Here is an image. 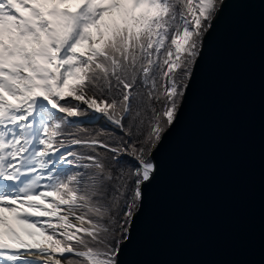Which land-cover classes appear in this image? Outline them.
Here are the masks:
<instances>
[{
	"label": "snow or ice",
	"instance_id": "snow-or-ice-1",
	"mask_svg": "<svg viewBox=\"0 0 264 264\" xmlns=\"http://www.w3.org/2000/svg\"><path fill=\"white\" fill-rule=\"evenodd\" d=\"M224 4L0 0V264H123Z\"/></svg>",
	"mask_w": 264,
	"mask_h": 264
},
{
	"label": "water",
	"instance_id": "water-1",
	"mask_svg": "<svg viewBox=\"0 0 264 264\" xmlns=\"http://www.w3.org/2000/svg\"><path fill=\"white\" fill-rule=\"evenodd\" d=\"M153 158L123 264H264V0H225Z\"/></svg>",
	"mask_w": 264,
	"mask_h": 264
},
{
	"label": "trees",
	"instance_id": "trees-1",
	"mask_svg": "<svg viewBox=\"0 0 264 264\" xmlns=\"http://www.w3.org/2000/svg\"><path fill=\"white\" fill-rule=\"evenodd\" d=\"M84 128L88 130V132H95L98 131L101 128H111L110 125L107 124V122L103 119H99L96 123H93L92 125L83 124ZM75 131V130H72ZM77 150H79L77 148Z\"/></svg>",
	"mask_w": 264,
	"mask_h": 264
},
{
	"label": "rangeland",
	"instance_id": "rangeland-1",
	"mask_svg": "<svg viewBox=\"0 0 264 264\" xmlns=\"http://www.w3.org/2000/svg\"><path fill=\"white\" fill-rule=\"evenodd\" d=\"M100 119V118H99ZM96 123V122H95ZM93 124V123H92ZM92 124H90V125H92ZM87 125H89V124H87Z\"/></svg>",
	"mask_w": 264,
	"mask_h": 264
}]
</instances>
